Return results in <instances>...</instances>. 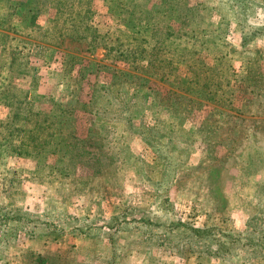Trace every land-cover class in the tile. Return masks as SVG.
<instances>
[{
	"label": "rangeland",
	"instance_id": "rangeland-1",
	"mask_svg": "<svg viewBox=\"0 0 264 264\" xmlns=\"http://www.w3.org/2000/svg\"><path fill=\"white\" fill-rule=\"evenodd\" d=\"M249 6L246 29L264 28V0H0V143L18 148L0 149V216L23 210L36 234L0 241V264H232L160 247V228L154 241L73 232L149 217L156 197L166 226L248 232L264 247V29L242 44Z\"/></svg>",
	"mask_w": 264,
	"mask_h": 264
},
{
	"label": "trees",
	"instance_id": "trees-1",
	"mask_svg": "<svg viewBox=\"0 0 264 264\" xmlns=\"http://www.w3.org/2000/svg\"><path fill=\"white\" fill-rule=\"evenodd\" d=\"M66 1L67 0H60L61 3H64ZM229 1L232 3V6L235 7L240 4L241 0H229ZM249 7L250 8H248V10H250V12L244 10L240 14V16H238L239 22H240V32L242 35V40H241L242 44L253 41L256 34L258 32H261L264 29V28H259L256 31H254L253 29L252 30L246 29L249 26L247 22V18L251 16L247 14H250L253 11L255 13L254 6L253 8L252 6H249ZM140 31L141 30H139L138 32L140 33ZM172 34L173 33L171 32H167L166 34L163 33L164 37L168 39L173 37ZM176 37L178 36L176 35ZM116 49L119 52H121L120 56H124V53L128 52L127 50L123 51L121 47H117ZM139 54H140V51L137 53H135L134 51V53L131 55H134L135 57H140L141 54L140 55ZM207 86L209 89L208 83L205 84V87ZM208 93H211V91L209 90L207 94ZM92 103H93L92 101L89 102V104H92ZM94 111L97 112L96 110ZM89 112L93 113L90 110ZM45 122H47V119H45ZM94 123H96V119ZM52 126H55L54 121H51L48 123L49 128H51ZM46 130L48 131V128H46ZM137 133L139 134L138 131ZM57 134H62V132L58 130ZM11 141L12 139L9 140L7 137L2 138V142L0 143V149L3 150V148L5 147L4 151H7V154L8 153L10 154L13 149L15 150L18 149L16 146H11L12 145ZM62 141L63 140L60 137V141L58 143L56 142L52 143L51 141L49 142L47 140H43L41 143H35V144L24 143L25 147H24L23 153L24 155H27V156H32L34 154L39 155L41 153L45 154L47 153L48 149L51 146H53V149H55L58 144L62 143ZM21 146H23V142L21 143ZM165 154H166V151H165ZM159 158L162 161H164L163 167H164V172H165L164 175L166 179L171 178L172 174L176 170V165H175L176 163L173 162V160L169 158L167 154L160 155ZM166 187L167 185L165 186V189ZM159 189L161 190L162 188L161 187L157 188V190ZM159 199L160 198L156 197V210H159L160 213H158L156 210L154 211L151 210L152 208L150 209L148 208V210L151 211L149 213V217L142 216L138 220L132 219L130 221L121 220L117 217L115 219H112L111 223L105 224V226L103 225L97 226V224L94 223L92 225L89 224V226L83 229L75 228L73 232L92 235L90 234L92 231L95 234H97V233L103 232L106 229L108 230L110 228L119 229V230H127L129 228V231H131L134 235L138 236L139 234L147 233L149 240L154 241L152 234L154 235L156 228H160V229H164V231L159 241H157V245L160 247H166V248L176 247V251L178 252V254H181V252L183 251H186V253L189 251V252L196 253L198 255H202V254L210 255V256L214 255L215 257L227 259L232 264H245L256 257L258 258L261 255V253H263V256H264V247L262 248L259 243L254 242V240L252 239L251 235L248 232L235 235L234 233L228 230L227 231L218 230V229H215L214 227L213 228L206 227V228L199 229V228H194L188 224L187 225L183 224L179 220L174 219V218L171 220L170 226H166L164 219L168 217L171 218L170 215H165L167 214V211L169 209V203L167 202L163 205H158L157 200ZM151 206L153 207V203L151 204ZM44 215H47V214H44ZM28 216H29V213L27 214L26 212H23V210H16V211L8 212L4 215H1L0 216V241L5 242L6 244L10 245L12 240L20 239L21 237L20 235H23V236L32 235L30 237L35 236L36 234L34 231H27V226L30 223L26 219V217ZM260 219L261 217L258 218L259 221L257 222V224L254 227L250 228V232L255 227H257L258 229L262 228L259 226L260 221H261ZM31 222L35 223L34 220H32ZM97 222L99 221L97 220ZM92 227L95 230H93ZM39 229H41L44 232L45 231L53 232L55 230V226L50 225V224L41 223V228ZM115 244L116 242L111 243L112 246H114ZM263 244H264V240H263ZM111 245H109L108 249L111 248ZM213 245L217 246L216 252H212Z\"/></svg>",
	"mask_w": 264,
	"mask_h": 264
}]
</instances>
